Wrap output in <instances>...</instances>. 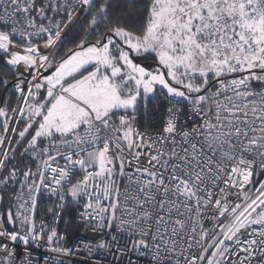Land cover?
<instances>
[{"label": "snow or ice", "instance_id": "obj_1", "mask_svg": "<svg viewBox=\"0 0 264 264\" xmlns=\"http://www.w3.org/2000/svg\"><path fill=\"white\" fill-rule=\"evenodd\" d=\"M0 264H264V0H0Z\"/></svg>", "mask_w": 264, "mask_h": 264}, {"label": "built area", "instance_id": "obj_2", "mask_svg": "<svg viewBox=\"0 0 264 264\" xmlns=\"http://www.w3.org/2000/svg\"><path fill=\"white\" fill-rule=\"evenodd\" d=\"M44 204L49 203L47 197H45V199L43 200ZM90 238V236L88 234H86L83 230V228H77L74 226V230L70 231L68 233V240H69V245H73L75 243H78L79 240L81 239H88Z\"/></svg>", "mask_w": 264, "mask_h": 264}, {"label": "trees", "instance_id": "obj_3", "mask_svg": "<svg viewBox=\"0 0 264 264\" xmlns=\"http://www.w3.org/2000/svg\"><path fill=\"white\" fill-rule=\"evenodd\" d=\"M156 103L159 104L160 101H157ZM160 115H161V113H158V114H154V115H150V116H148V117H145V118L141 121V123H144V122H147V123H149V124H152V123H158L159 118H160Z\"/></svg>", "mask_w": 264, "mask_h": 264}]
</instances>
